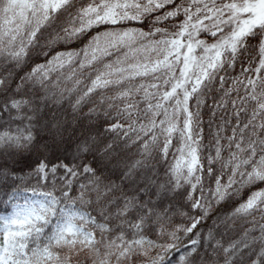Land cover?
Instances as JSON below:
<instances>
[{
  "label": "snow or ice",
  "instance_id": "snow-or-ice-1",
  "mask_svg": "<svg viewBox=\"0 0 264 264\" xmlns=\"http://www.w3.org/2000/svg\"><path fill=\"white\" fill-rule=\"evenodd\" d=\"M0 190V264H264V0H0Z\"/></svg>",
  "mask_w": 264,
  "mask_h": 264
},
{
  "label": "trees",
  "instance_id": "trees-1",
  "mask_svg": "<svg viewBox=\"0 0 264 264\" xmlns=\"http://www.w3.org/2000/svg\"><path fill=\"white\" fill-rule=\"evenodd\" d=\"M70 119V117H69ZM117 151H119V149H117ZM32 186H35V182H33ZM21 187H24V185H21ZM11 189L7 190V193L10 194ZM27 195L29 197H31V192L29 191L27 193ZM7 199V195L5 194L4 191L0 190V214H10V212L12 211L11 205L10 204H5V200ZM13 203H20L23 204L24 203V199L23 198H19L17 200H14ZM232 204H225L219 207L218 211L216 212V214L212 217V219H216L217 216H224L227 212H229L231 210ZM83 210V209H82ZM211 226V220H209L206 223V227H210ZM220 231H225V229L222 227L220 229ZM239 229H237L236 232H232L229 231L228 234L224 237L225 243L230 240V239H235L237 238V236L239 235Z\"/></svg>",
  "mask_w": 264,
  "mask_h": 264
}]
</instances>
